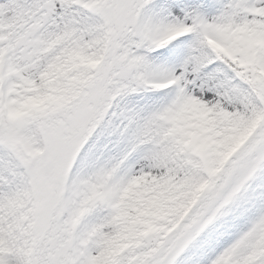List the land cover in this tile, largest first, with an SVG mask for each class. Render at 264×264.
<instances>
[{
  "label": "rangeland",
  "instance_id": "374dc122",
  "mask_svg": "<svg viewBox=\"0 0 264 264\" xmlns=\"http://www.w3.org/2000/svg\"><path fill=\"white\" fill-rule=\"evenodd\" d=\"M85 1L89 3L90 11L100 16L101 32L103 30L105 36L102 46L104 57L94 67L76 61L72 56L67 59L69 69L93 73L92 79L84 81L83 91L73 101L69 102L61 96L52 104V112L44 118L45 144L42 152L35 151L24 142L20 133L28 123L9 109L0 92L2 107L8 115V119L0 126V134L7 140L15 160L28 177L34 199L30 218L33 221L30 232L33 246L28 264H91L94 257L104 255V251L112 246L115 233L126 221L118 217L117 206L114 208L110 205L111 192L106 182L121 166H128L129 169L120 193L121 201L128 195L137 197L155 180L166 178L175 182L183 181L184 186L170 192L160 208L162 213L176 218L186 209L190 199L191 194L186 187L189 178L194 180L197 174L201 175L188 155L181 157L184 163L182 167L169 163L170 151L176 148L174 138L181 135L177 134L175 128L167 131L175 122L162 112V103L137 105L134 119L121 127L112 145L113 154L107 155L106 151L100 153L101 162L97 172L105 169V179L98 180L96 188H89L72 206L74 208L90 198L91 209H101L99 217L84 238L89 247H85L79 256L76 255V224L65 213V182L77 152L104 117L112 95L127 88L129 83L138 84L137 65L127 61L121 49L127 51L139 45V15L145 6V0ZM66 4L67 0H0V51H3L2 56L0 54V73L7 54L8 69L10 64L13 65L17 68L18 76L30 79L32 85H37L47 58L52 57L57 49L62 48L64 52L68 48L72 51L71 48L84 44L81 52L83 55L88 54L87 48L91 46L88 42L92 35L99 32L92 34L85 25L82 26V32L74 33L72 30L75 28L69 30L65 27L61 13ZM166 10L168 13L161 21L162 33L157 41H167L171 35L186 33L187 29L192 28L196 35L204 33L212 48L234 69L252 67L264 78V58L252 55L244 46L248 37L252 43L259 42V48L264 47V0H233L222 13L209 9L195 11L194 8L182 11L176 6H168ZM244 20L253 25V33L232 38L235 26ZM255 21L260 23L255 25ZM178 22H184V27L174 33ZM222 27H228V30ZM161 68L149 75L148 83L163 85L176 82L184 90L190 106H200L210 112L218 110L226 116H246L247 111H250L244 106L246 97L243 94L240 97L222 95L221 98L224 91L219 86L220 81H215L204 72L203 60L194 43L187 46L182 56L167 61ZM167 75L172 78H165ZM260 97L264 115V91ZM191 122L196 127L199 125L194 119ZM185 129L189 131L191 127L186 126ZM175 140L179 144L178 139ZM205 151L207 154L202 159V173L206 176L207 187L197 195L192 192L196 195L192 203L197 209L206 200L213 202L208 208L202 206L204 212L198 214L199 217L205 215L207 209L212 213V210L234 200L240 185L264 159V119L236 154L228 158H222L221 155L212 161V149L209 147ZM230 169L231 173L225 180ZM10 172V182L14 186L20 182L18 180L22 175L19 170L11 169ZM7 183L0 177V195L12 187ZM20 202L16 198V209L20 208ZM21 209H26L23 221H28V205ZM233 218L217 234L214 243L207 244L208 252L196 257V262L192 264H218L223 256L230 259L231 264L255 263L248 253L257 240L264 239V231H259L264 229V201L259 205L254 204L252 208H245ZM163 220L159 215L156 222L159 224ZM164 222L166 226L160 232L151 228L146 231L142 228L141 235L131 232L128 235L130 243L124 245L113 264H172L191 237L203 227L202 218H199L184 233L172 237L173 234L168 231L171 222ZM11 264L18 263L12 261Z\"/></svg>",
  "mask_w": 264,
  "mask_h": 264
},
{
  "label": "trees",
  "instance_id": "16d2710c",
  "mask_svg": "<svg viewBox=\"0 0 264 264\" xmlns=\"http://www.w3.org/2000/svg\"><path fill=\"white\" fill-rule=\"evenodd\" d=\"M78 1L67 0L66 7L61 15L65 27L69 30L75 28L72 30L73 33L82 32L83 25L88 27L89 31L93 32L92 34L99 32V34L95 33L91 36L88 43L92 48L91 46L87 48L88 54L83 55L81 52L84 49L82 47L84 44H80L77 48H71L72 51H70L64 43L63 47L66 48L64 52L62 48H59L52 57L47 58V63L41 72V80L37 85H32L30 79L20 76L17 78V73L12 71L7 73L5 82L7 98L16 114L22 116L28 123V126L24 127L21 132L28 142L39 151L44 149V118L52 112V104L61 96L69 102L73 101L83 91L84 81L92 79L93 73L69 69L66 63L67 59L72 56L74 60L94 67L104 57L102 46L105 36L103 30L101 32L103 27L100 16L78 6ZM230 1L145 0V6L141 10L139 18L142 26H145L144 31L147 34L151 27L160 29L162 19L167 16L168 11L166 9L168 6H176L183 11L194 8L195 11L209 9L221 13L224 6ZM259 23V21L254 22L255 25ZM225 30H228V27ZM253 30V25L244 20L235 26L234 32L231 33L232 38H237L239 35H251ZM93 36L94 38H92ZM67 41L68 39H66ZM193 43L198 46L203 60L204 72L208 73L210 78L215 81H220L219 86L224 91L221 98H223L222 95L238 97L241 94L245 95L244 106L250 110L247 111L246 116L243 114L240 116H226L218 110L210 112L200 106H190L181 88H175L173 85L149 86L143 82L156 70H161L162 65L166 64L167 61H173L182 56L187 46ZM244 46L252 55L256 54L260 58H264V49L259 48L257 43H252L248 37H246ZM121 53L127 61L137 65L138 84L129 83L127 88L112 95V101L104 117L77 152L65 182L63 195L68 205V210L65 213L76 224L74 230L76 254L82 252L83 245L87 246L84 238L93 222L99 217L101 209L100 207L91 209L89 199L77 205V207L74 206L73 208L72 206L77 202L78 196L83 191L88 187H95L96 180L106 176L105 170L97 172L101 162L100 153L106 151L107 155L113 154L112 145L121 127H125L126 124H129V121L131 122V119H134L133 113L137 105L162 103L163 113L172 118L173 123L175 122V125L170 126L167 131L175 128L177 134L181 135L175 136L179 144L174 138L173 143L176 148H172L170 151L169 163L178 164L182 167L184 163L181 157L188 155L194 160L201 175L197 174L194 180L189 178L186 187L191 194L190 199L186 209L178 218L174 215L169 216L168 213H162L160 208L170 192L184 186L183 181L175 182L162 178L148 184V187L137 197L128 195L122 201L120 198L116 213L118 217L126 221L112 238V246L104 251L103 256L94 257L91 264H113L124 245L130 243L128 235L131 232L141 235L143 234L142 228L145 231L151 228L160 232L162 227L165 228L166 226L164 221L169 220L171 225H168V231H171L172 237L179 236L187 230L191 223L202 218L203 227L191 237L184 249L172 262V264L195 263L196 257L204 256V252L208 251L207 244L214 243L217 234L222 232L234 216L236 217L245 208H252L254 204L259 205L264 201V197L261 195L264 189L263 159L256 166L252 175L240 185L235 193L234 200H229L227 204L218 207L215 211L211 209L212 213L207 209L206 214L201 217L198 214H203L204 209L202 206L208 208L213 201L206 200L197 209H194L192 203L197 193L207 187L206 176L202 173V159L207 154L205 150L210 147L214 152L212 161L221 155L222 158H228L236 154L249 136L258 128L262 118L264 119L260 97L264 91V78L252 67L245 66L240 67L241 70L234 69L229 62L208 45L201 35L196 36V34L174 37L161 45H151L145 35L140 38L137 47H132L127 51L122 48ZM7 119L8 115L5 113L0 100V126ZM193 119L199 124L197 127L191 122ZM186 126H190L191 129L186 131ZM6 141L3 134H0V177L7 180L10 187L12 186L9 191L6 190L5 194L0 195V263L11 264L13 261L18 264H28L33 246L30 234L33 222L30 219L33 212V198L29 191V179L21 170L22 166L15 160L13 152ZM11 169L19 170L22 175L18 180L20 182L14 186L9 178ZM128 171V166H121L108 180L117 195L121 192ZM230 173L231 169L228 171L225 180L228 179ZM16 198L21 200L18 209L14 207ZM26 204L28 210H30V215L29 220L24 222L26 209L21 208ZM159 215L164 220L158 224L156 221ZM175 227H177V230L173 231ZM262 230L264 231V229H259V231ZM248 257L255 262L253 264H261L260 260L264 264L262 259L264 257V239L256 241L255 246L249 251ZM220 261L218 264H231V260L226 259V256H223Z\"/></svg>",
  "mask_w": 264,
  "mask_h": 264
}]
</instances>
